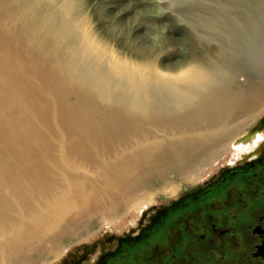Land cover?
Listing matches in <instances>:
<instances>
[{
	"label": "bare ground",
	"instance_id": "bare-ground-1",
	"mask_svg": "<svg viewBox=\"0 0 264 264\" xmlns=\"http://www.w3.org/2000/svg\"><path fill=\"white\" fill-rule=\"evenodd\" d=\"M200 3L170 72L169 43L129 62L80 0H0V264H54L264 144V0Z\"/></svg>",
	"mask_w": 264,
	"mask_h": 264
},
{
	"label": "flooded vegetation",
	"instance_id": "flooded-vegetation-1",
	"mask_svg": "<svg viewBox=\"0 0 264 264\" xmlns=\"http://www.w3.org/2000/svg\"><path fill=\"white\" fill-rule=\"evenodd\" d=\"M229 167L148 225L109 242L108 250L118 244L114 250L93 263L85 253L73 264H264V144Z\"/></svg>",
	"mask_w": 264,
	"mask_h": 264
},
{
	"label": "rangeland",
	"instance_id": "rangeland-1",
	"mask_svg": "<svg viewBox=\"0 0 264 264\" xmlns=\"http://www.w3.org/2000/svg\"><path fill=\"white\" fill-rule=\"evenodd\" d=\"M80 2L84 5L87 18L100 41L108 48L116 49L129 62H137L136 52L140 48L153 49L154 46L167 42L169 44L166 53L169 56L164 60V67L167 66L170 72H175L176 63L183 61L191 52L201 50L195 45L191 26L183 21V16L189 15L199 7L200 0H80ZM244 158L240 151L232 160L239 159L237 160L239 162ZM230 164L231 162L228 165L232 167L233 164ZM224 170L223 166L208 179L197 183H181L177 190L174 189V185L162 187L158 184L157 190L151 193L153 204L139 211H130L123 224L105 228L96 239L76 244L54 264H73L74 259L83 257L85 253L90 259L97 253L101 256L114 250L118 244L115 243L114 248L108 250L109 242L113 243L118 238L129 235V232L138 230L139 226L148 225L157 212L169 209L178 201L197 193L218 179ZM215 206L214 204L210 208Z\"/></svg>",
	"mask_w": 264,
	"mask_h": 264
}]
</instances>
